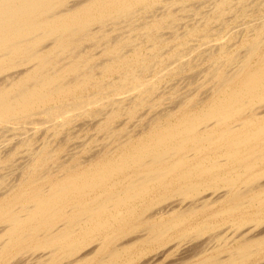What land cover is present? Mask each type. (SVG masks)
<instances>
[{"label": "bare ground", "instance_id": "bare-ground-1", "mask_svg": "<svg viewBox=\"0 0 264 264\" xmlns=\"http://www.w3.org/2000/svg\"><path fill=\"white\" fill-rule=\"evenodd\" d=\"M257 263L264 0H0V264Z\"/></svg>", "mask_w": 264, "mask_h": 264}, {"label": "rangeland", "instance_id": "rangeland-1", "mask_svg": "<svg viewBox=\"0 0 264 264\" xmlns=\"http://www.w3.org/2000/svg\"><path fill=\"white\" fill-rule=\"evenodd\" d=\"M185 89V88H184ZM183 89V90H184ZM81 123V122H80ZM80 123H78L77 124V126H79L80 125ZM83 124V126L85 125L83 122L81 123V125ZM80 125V126H81ZM80 128H82L83 129V127L81 126ZM76 130H79V127H77V128H75ZM82 129H80L78 132H79V134H80V132L82 131ZM92 136V132H88V133H84V132H82L81 134H80V136H79V138H81V136H82V138L80 139V140H78V141H76V143H77V145H75L74 147H73V149H75L77 146H79L80 144H82L83 142H85L86 140H88L91 136ZM83 139V140H82ZM85 139V140H84ZM80 142V144H78ZM82 142V143H81ZM224 233H228L227 231H225ZM208 236V235H207ZM207 238H209V237H207ZM257 264H259V263H257ZM261 264V263H260Z\"/></svg>", "mask_w": 264, "mask_h": 264}]
</instances>
